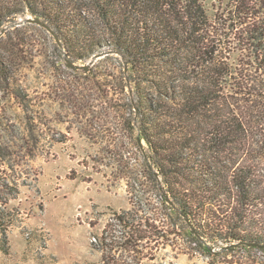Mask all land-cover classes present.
<instances>
[{
	"label": "rangeland",
	"instance_id": "obj_1",
	"mask_svg": "<svg viewBox=\"0 0 264 264\" xmlns=\"http://www.w3.org/2000/svg\"><path fill=\"white\" fill-rule=\"evenodd\" d=\"M201 1L213 20L227 4ZM19 9L0 34L34 18ZM27 25L35 26L24 32L37 44L29 64L10 45L12 30ZM17 28L0 37V59L26 92V102L16 100L0 78V209L18 212L0 224V264H264L262 248L212 244L190 226L197 240L188 236L163 206L171 204L148 147L141 141L136 147L126 125L133 89L119 55L106 51L69 67L46 29L35 23ZM226 56L227 92L249 130L233 155L253 165L264 183V78L237 43ZM104 71L109 77L101 88ZM127 212L156 219L164 237L126 251L105 248L102 233L120 236L117 215Z\"/></svg>",
	"mask_w": 264,
	"mask_h": 264
},
{
	"label": "trees",
	"instance_id": "obj_2",
	"mask_svg": "<svg viewBox=\"0 0 264 264\" xmlns=\"http://www.w3.org/2000/svg\"><path fill=\"white\" fill-rule=\"evenodd\" d=\"M18 2L52 28L71 62L106 51L125 58L133 89L128 102L133 115L126 125L136 147L142 142L148 147L173 204L163 206L187 235L195 238L191 228L212 244L264 249V183L253 165L234 158L233 150L248 139L249 130L226 87V53L234 43L248 52L264 78V0H227L214 20L201 0ZM19 6L0 0V27L22 13ZM30 27L35 26L12 30L10 41L14 54L28 64L37 49L24 32ZM15 75L0 59L4 88L26 102ZM107 77L100 72L99 87L107 85ZM17 215L0 209V224ZM145 216L118 214L121 235L104 231L101 244L126 251L164 237L156 219Z\"/></svg>",
	"mask_w": 264,
	"mask_h": 264
},
{
	"label": "water",
	"instance_id": "obj_3",
	"mask_svg": "<svg viewBox=\"0 0 264 264\" xmlns=\"http://www.w3.org/2000/svg\"><path fill=\"white\" fill-rule=\"evenodd\" d=\"M25 23H35V24H38V25H40L41 27H43L44 29H46L50 34H52V35L55 37V39H56L58 45L60 46V48L63 49V51H64V56H65V58H66V60H67V62H68L69 67L76 68L75 63L71 62V60L69 59V57H68V55H67V53H66V51H65V48H64L63 44L61 43L60 39L58 38V36L56 35V33L52 30V28H51L47 23H45L44 21H42V20L39 19V18H31V19H29V20H25V21H23V22H21V23H15V24H12L11 26H9V27H7L6 29H3V30H2V32H1L2 34H0V37H1L5 32H7V30H9V29H15V28H17V27H19L20 25L25 24ZM117 55H119V54H117ZM119 56H120V57L122 58V60L124 61V64H125V72H126V75H127V74H128V71H129L128 63H127V61L125 60L124 57H122L121 55H119ZM96 57H97V56L95 55V56H94L93 58H91V59H95ZM127 80H128V79H127ZM155 175H156V177L159 179V182H160V185H161L162 191H163V193H164V196L166 197V201H167L169 204H171V205L173 206L172 201L170 200V198H169V196H168V193H167V191H166V189H165V186L163 185V182H162V179H161V176H160L159 172L156 171ZM174 208L177 209L176 207H174ZM181 215H182V217L186 220V222L189 224V220L184 216V214L181 213ZM193 232H194V231H193ZM258 248H259V247H258Z\"/></svg>",
	"mask_w": 264,
	"mask_h": 264
}]
</instances>
